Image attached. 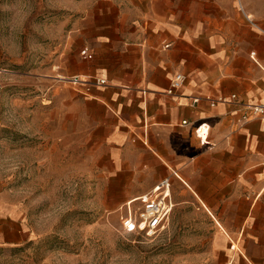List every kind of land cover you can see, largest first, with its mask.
<instances>
[{
    "label": "crops",
    "instance_id": "obj_1",
    "mask_svg": "<svg viewBox=\"0 0 264 264\" xmlns=\"http://www.w3.org/2000/svg\"><path fill=\"white\" fill-rule=\"evenodd\" d=\"M86 5L54 65L68 76L106 78L72 86L71 115L85 120L89 134L91 128L93 148L108 150L112 168L136 178L132 190L170 177L172 194L186 191V206L214 216L220 241L252 229L259 238L264 118L239 122L238 101H264V15L262 27L249 0ZM176 71L187 79L170 94ZM220 95L227 99L210 103ZM201 123L207 132L197 130Z\"/></svg>",
    "mask_w": 264,
    "mask_h": 264
},
{
    "label": "rangeland",
    "instance_id": "obj_2",
    "mask_svg": "<svg viewBox=\"0 0 264 264\" xmlns=\"http://www.w3.org/2000/svg\"><path fill=\"white\" fill-rule=\"evenodd\" d=\"M87 1L0 0V264H264L262 227L220 241L179 188L163 230L123 227L125 200L142 191L93 148L54 65ZM249 1L263 27L261 0Z\"/></svg>",
    "mask_w": 264,
    "mask_h": 264
},
{
    "label": "built area",
    "instance_id": "obj_3",
    "mask_svg": "<svg viewBox=\"0 0 264 264\" xmlns=\"http://www.w3.org/2000/svg\"><path fill=\"white\" fill-rule=\"evenodd\" d=\"M65 79L73 86L79 85L80 83L88 84L94 82L104 84L106 82L105 77H81L77 74L66 76ZM186 79V73L176 71L171 78L167 92L173 94L184 84ZM209 98L211 104L227 99L224 95H220L217 98ZM230 98L237 99V93H231ZM198 99L199 97H195L194 101L196 102ZM238 103L241 107L239 122L247 121L252 117L264 118V101L255 103L238 101ZM204 125L205 123H201L197 127V130L202 133L204 131L207 132L208 127L205 129ZM123 206L124 209L120 214V219L124 228H133L147 235L160 232L168 223L175 206L170 177L162 178L151 189L125 200Z\"/></svg>",
    "mask_w": 264,
    "mask_h": 264
}]
</instances>
